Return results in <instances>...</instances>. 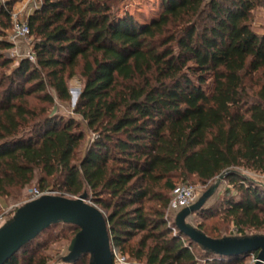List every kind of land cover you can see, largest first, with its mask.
<instances>
[{"label":"trees","instance_id":"16d2710c","mask_svg":"<svg viewBox=\"0 0 264 264\" xmlns=\"http://www.w3.org/2000/svg\"><path fill=\"white\" fill-rule=\"evenodd\" d=\"M160 1L145 21L120 15L122 0H43L30 14L38 62L23 60L14 77L34 83L17 92L9 77L0 91V195L17 197L35 182L77 197L91 192L111 247L132 261L196 264L199 247L208 264H242V256L173 234L165 210L177 180L209 185L231 171L217 204L197 211L219 218L198 229L212 238L231 225L237 237L264 230V182L247 173L264 174V33L250 23L264 0ZM15 2L0 0V28L10 27ZM12 46L0 40L1 50ZM80 66L76 112L97 135L83 156L78 121L26 99L37 93L53 104L50 87L69 100L68 80ZM152 199L156 211L143 205ZM45 230L5 264H47L31 248ZM137 232L144 235L132 243ZM90 261L87 252L70 263Z\"/></svg>","mask_w":264,"mask_h":264},{"label":"rangeland","instance_id":"374dc122","mask_svg":"<svg viewBox=\"0 0 264 264\" xmlns=\"http://www.w3.org/2000/svg\"><path fill=\"white\" fill-rule=\"evenodd\" d=\"M43 0H16L13 6V14H12V22L9 28H0V40H7L13 44L12 47L6 49H0V63H4L7 59L10 60L9 65L3 67L0 66V83L5 81L3 86L0 87V91H3L8 83V78L13 77L15 79V83L13 84L14 89L19 92L20 87L27 88L34 82H26L25 79L21 77H14V72L20 66V63L23 60H29L33 64L37 65L38 57L35 49L36 43L38 41V37L33 34L31 31L27 36L18 37L15 32L16 23H28V19L33 11L41 6ZM119 14L123 15L126 11L132 13L136 16L140 21L148 20L152 14H155L161 9V1L160 0H122L120 2ZM148 18V19H147ZM251 25L253 30L262 35L264 33V5H259L253 11V17L251 19ZM69 90L71 97L69 100H63L57 97L56 92L48 87V91L53 93L54 95V103L49 104L41 99L37 93L30 94L26 96L27 102L30 106H33L36 109H42V107L47 108V113L52 116L64 117L65 119H75L80 124L81 128L86 133V138L82 145V150L79 155L83 156L86 149L91 145L92 140L97 136L93 130H90L87 126L86 121L83 117L76 112V106L80 100V96L82 94V90L84 87V78L81 75V66L77 68L76 74L69 78L68 80ZM253 178L264 182V174L249 171L247 172ZM217 180H213L209 185L201 184L197 182L194 178H191L189 181H183L181 179L177 180L176 185L179 184H191L195 187L197 200L200 199L204 193H206L213 185L217 183ZM223 183V184H222ZM221 186L214 192L207 203L206 207H210L213 204H217V202L221 199L224 190L227 187V182L222 181ZM40 189L38 183H33L30 187H27L24 192L17 196H5L0 195V207L9 208V207H17V210L12 212L10 215V219L7 223H9L17 214L19 208L25 206L27 203V199L31 196V190ZM41 190V189H40ZM56 191L53 195L65 196L68 198H78L77 196H73L69 193L61 192L54 189L41 190L45 191ZM172 195V194H171ZM171 200V196H170ZM33 201V200H32ZM87 202L90 204H95L92 200V194L89 192V196H87ZM170 204V203H169ZM146 210H157L160 207L159 202L156 200H146L143 203ZM176 216L174 211L170 209L168 206L165 210V217L169 221V227L172 229L173 234L179 235V229L175 225ZM219 216H215L213 218H205L200 216V212H194L188 216L187 221L189 224L198 227L200 223H205V225L214 224L215 219H218ZM73 223V222H72ZM212 234L218 235V227L213 226ZM77 227L74 224H71L69 221H59L57 223H53L46 228V230L33 242L31 245L32 249H37L40 255L44 256L47 259V264H71L69 261L64 260V257L67 256L71 252V248L75 241V238L78 234L76 233ZM233 226L231 225L226 231H224L222 236H237V233L233 230ZM144 235L143 232H137V234L131 238L132 243H137L141 236ZM248 235H264L263 229H251L248 231ZM193 251L197 257L196 264H208L205 259V252L203 249L199 247H194ZM257 252L245 254L241 257L242 264H254L257 259ZM91 254V253H90ZM92 257V254H91ZM135 264H147L145 261H135ZM91 263V261H90Z\"/></svg>","mask_w":264,"mask_h":264},{"label":"water","instance_id":"95a60500","mask_svg":"<svg viewBox=\"0 0 264 264\" xmlns=\"http://www.w3.org/2000/svg\"><path fill=\"white\" fill-rule=\"evenodd\" d=\"M230 172L222 173L217 183L196 203L181 210L176 216V226L193 241L218 255L243 256L258 252L254 264H264V235L212 238L187 221L189 215L205 206ZM59 221L73 222L81 227L64 260L75 261L83 253L90 252V264H113L106 216L99 207L87 202V193L75 199L47 194L19 208L15 217L0 228V264H5L40 232Z\"/></svg>","mask_w":264,"mask_h":264},{"label":"built area","instance_id":"2783aa9c","mask_svg":"<svg viewBox=\"0 0 264 264\" xmlns=\"http://www.w3.org/2000/svg\"><path fill=\"white\" fill-rule=\"evenodd\" d=\"M16 36L24 37L30 33V27L28 23H16L15 25ZM56 191H45L42 192L40 189L31 190V196L27 199V202L40 198L43 195H53ZM197 201V195L195 187L191 184H179L176 185L172 191L171 200H170V209L178 214L181 210L186 207H190ZM17 207L4 208L0 207V228H2L10 219L12 212L16 211ZM112 249V258L113 264H135L134 261L130 260L127 255H125L119 247L113 245Z\"/></svg>","mask_w":264,"mask_h":264},{"label":"crops","instance_id":"0c3cea01","mask_svg":"<svg viewBox=\"0 0 264 264\" xmlns=\"http://www.w3.org/2000/svg\"><path fill=\"white\" fill-rule=\"evenodd\" d=\"M224 182L226 183V181L224 180ZM223 184V183H222ZM221 186V184L219 185V187Z\"/></svg>","mask_w":264,"mask_h":264}]
</instances>
